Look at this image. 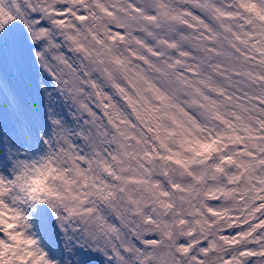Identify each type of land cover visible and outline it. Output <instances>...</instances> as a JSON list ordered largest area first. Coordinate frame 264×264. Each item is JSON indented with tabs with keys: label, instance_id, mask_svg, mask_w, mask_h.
Listing matches in <instances>:
<instances>
[{
	"label": "snow or ice",
	"instance_id": "1",
	"mask_svg": "<svg viewBox=\"0 0 264 264\" xmlns=\"http://www.w3.org/2000/svg\"><path fill=\"white\" fill-rule=\"evenodd\" d=\"M0 264H264V0H0Z\"/></svg>",
	"mask_w": 264,
	"mask_h": 264
}]
</instances>
